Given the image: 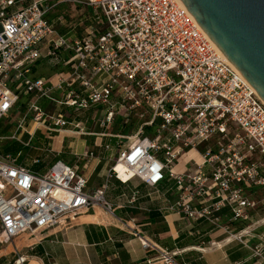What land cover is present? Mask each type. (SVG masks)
<instances>
[{
	"label": "built area",
	"instance_id": "built-area-1",
	"mask_svg": "<svg viewBox=\"0 0 264 264\" xmlns=\"http://www.w3.org/2000/svg\"><path fill=\"white\" fill-rule=\"evenodd\" d=\"M76 17L89 21L81 31L70 23ZM40 60L64 70L36 76ZM96 104L105 106L99 118ZM11 113L18 117L7 138L24 146L36 132L93 135L86 122L104 129L116 118L139 119L126 145L124 133H99L116 139L107 177L158 192L172 180L160 193L163 210L204 220L249 250L251 264H264V101L180 0H0V120ZM191 150L196 156L175 170ZM77 169L56 160L33 172L0 151V241L35 235L93 205L110 213L105 187L87 190ZM136 235L158 264H174L171 252Z\"/></svg>",
	"mask_w": 264,
	"mask_h": 264
},
{
	"label": "crops",
	"instance_id": "crops-1",
	"mask_svg": "<svg viewBox=\"0 0 264 264\" xmlns=\"http://www.w3.org/2000/svg\"><path fill=\"white\" fill-rule=\"evenodd\" d=\"M93 132V135H81L62 130L60 138V133L50 135L49 139L58 138L57 149L31 143L28 146L40 150L42 155L44 151L52 152L65 163L76 165L87 180V190L104 186V195L112 204V211L109 213L102 206L93 205L75 216H63L55 225L38 232L39 236L26 234V244L0 241V264H158L157 252L142 249L136 234L171 252L174 264H251L249 250L237 242H227L224 234L204 220L192 221L163 210L164 198L160 193L171 186L172 180L163 181L158 192L137 180L125 185L107 177L115 157L116 139L101 136L95 129ZM84 136L91 137L88 143L93 145L100 137V145L88 148ZM64 141L68 142L65 146ZM13 142L22 145L16 140ZM106 142L113 146L112 150L103 148ZM90 150L95 153L93 157H85L83 153ZM42 155L39 159L44 161ZM33 160L25 157L24 165L31 167ZM183 164L184 161L179 163L175 170H182ZM135 193L136 201L129 202ZM150 210L153 211L151 216ZM228 211V207L221 210L224 219ZM212 241L216 245L208 246ZM9 245L11 249L7 250Z\"/></svg>",
	"mask_w": 264,
	"mask_h": 264
},
{
	"label": "water",
	"instance_id": "water-1",
	"mask_svg": "<svg viewBox=\"0 0 264 264\" xmlns=\"http://www.w3.org/2000/svg\"><path fill=\"white\" fill-rule=\"evenodd\" d=\"M264 101V0H180Z\"/></svg>",
	"mask_w": 264,
	"mask_h": 264
},
{
	"label": "rangeland",
	"instance_id": "rangeland-1",
	"mask_svg": "<svg viewBox=\"0 0 264 264\" xmlns=\"http://www.w3.org/2000/svg\"><path fill=\"white\" fill-rule=\"evenodd\" d=\"M71 8L68 9V11L70 10ZM74 11H76V14H86V10H84L83 8H74ZM73 12V10H72ZM78 17L74 18V19H71V25H74L75 24V28L74 30L75 31H81V26L85 24V22H89V21H84V20H79L77 19ZM68 22V20H67ZM63 29L64 31L66 30L65 28L63 27H60V30ZM83 32L82 33H86L88 31V28L82 30ZM64 69L61 68V67H49L47 65V63L44 61V60H40L36 65H35V69H34V75L36 76H39V75H44L46 77H54V75L56 74H59L60 72H62ZM41 103H44L42 100H40ZM19 102V108L23 105V103L25 102V96H22L20 98V100L18 101ZM103 109H105V106L102 105V104H96L94 107H93V110L96 111L95 113V117H100L102 112H103ZM86 113H81V111L79 112V118L84 120V115ZM18 117V113H11L9 114L8 116H5L2 118L1 120V125L2 126H8L9 124L12 123L13 126L16 125V122L15 120L17 119ZM86 126L89 127L90 129H95L99 132H104V131H107V132H113V133H124V138L122 140V146L123 145H126L127 143H129L130 141H133L137 136L134 135V132L136 130V127L137 125L140 123V120L139 119H135V118H128L127 120H122V119H114L113 120V123L111 125H109L107 128H99L97 127L96 123L94 124L92 121L90 122H86ZM12 132H8L6 136H4L5 138L11 136ZM62 136V133L59 134V138ZM77 136V135H75ZM81 136V135H80ZM29 136H26L24 135L22 137V141L25 142L26 140H28ZM88 139H92L91 137H87ZM10 140L9 138L7 139H1L0 142L3 144L5 143L6 141ZM58 138H54V139H47L45 138V136L39 132H36L33 134L32 137H30V139L28 140L32 146H43L44 145V148L46 147H52V148H55L57 149V146H58ZM66 140V139H65ZM71 140V139H69ZM50 141V145L47 146V142ZM100 141H101V138L100 137H97L96 141H95V145H93V143H88L87 144V147H91L92 149H94L93 147L97 146V145H100ZM68 142L67 141H64V146L67 144ZM78 147H81L80 144ZM1 148V147H0ZM74 148V146H73ZM32 150H35V149H32ZM36 151V150H35ZM41 152V151H40ZM44 154L42 155L44 157V161L46 163L50 162L53 160L54 156L52 155V152H47V151H44L43 152ZM55 154V153H53ZM69 155V154H68ZM68 155H66V157H68ZM40 233H37L36 236H39ZM28 236L26 234H20L16 237H13L10 241H13L15 242L16 244H26L27 242H25L26 238ZM8 242L11 243V242ZM11 249V245L8 246V249L7 250H10ZM20 258V257H19Z\"/></svg>",
	"mask_w": 264,
	"mask_h": 264
},
{
	"label": "trees",
	"instance_id": "trees-1",
	"mask_svg": "<svg viewBox=\"0 0 264 264\" xmlns=\"http://www.w3.org/2000/svg\"><path fill=\"white\" fill-rule=\"evenodd\" d=\"M23 110V107L20 108L19 111ZM2 120V119H1ZM0 120V136L4 137L7 135L8 132H14L15 126L9 124L8 126H2ZM24 135L28 136L26 133H21V137ZM86 139V142L88 143V138L86 136L83 137ZM1 139H7V138H1ZM0 139V140H1ZM112 140V139H111ZM114 141V140H112ZM0 151L9 153L12 157L15 158L16 163L18 165H24V158L27 157L28 159H36L37 161L29 167V169L33 172H41L44 171L46 168H48L52 163H54L56 160H61L60 157L55 156L52 161L46 163L45 161H41L39 157L42 155L40 150H32L30 146H24V145H18L13 140H8L5 143L0 142ZM152 210L149 211V214L151 216ZM35 255L40 256V253H36Z\"/></svg>",
	"mask_w": 264,
	"mask_h": 264
},
{
	"label": "bare ground",
	"instance_id": "bare-ground-1",
	"mask_svg": "<svg viewBox=\"0 0 264 264\" xmlns=\"http://www.w3.org/2000/svg\"><path fill=\"white\" fill-rule=\"evenodd\" d=\"M192 156H196V154H195V152H194L193 150L189 151L188 153H184V154H182V155L180 156V158H179V162H178V164L181 163L182 161H185L186 159H188L189 157H192ZM178 164L175 165L174 169L176 168V166H177ZM117 169L121 170V169H122V165L119 164V165L117 166Z\"/></svg>",
	"mask_w": 264,
	"mask_h": 264
}]
</instances>
